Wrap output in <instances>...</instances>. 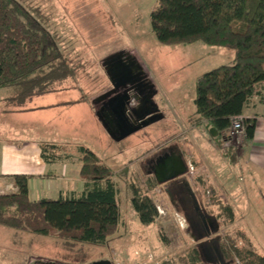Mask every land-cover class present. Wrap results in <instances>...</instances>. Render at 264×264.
Returning <instances> with one entry per match:
<instances>
[{"label":"rangeland","instance_id":"obj_1","mask_svg":"<svg viewBox=\"0 0 264 264\" xmlns=\"http://www.w3.org/2000/svg\"><path fill=\"white\" fill-rule=\"evenodd\" d=\"M28 1L41 6L52 25L69 38L72 46L69 53L81 64V70L75 81L68 80L67 83H74L83 92L76 88L57 95L37 96L26 102L28 113L0 111L1 139L16 145L34 140L41 146H59L62 151L59 155L80 156L81 147L94 152L117 175L114 182L119 190L120 225L102 246L66 245L55 233L44 237L0 226V264H77L75 259L78 258L84 262L78 261V264L100 261L183 264L190 248L209 240L231 236L242 247L238 237L240 232L247 237L249 232L254 247L264 255V196L249 188V195L246 191L238 196H228V199H220L216 192L220 188L218 180L230 179L236 187H246L248 176L241 169L244 159H240L234 149H229L228 144L235 146L242 155L247 137L232 142L231 138L229 141H212L209 138L212 129L208 131L204 123L195 127L200 120L195 115L198 81L205 74L230 65L235 52L202 42L169 45L158 41L150 21L158 0ZM123 51L132 54L156 85V99L166 118L116 142L97 116L99 109L94 101L111 87L103 62ZM85 96L90 97L92 106L82 102ZM14 110L19 111L17 107ZM138 141L143 143L142 149L134 147ZM152 143H156L155 148L142 154L144 151L141 150L152 147ZM173 147L182 152L186 164L195 167L194 175H185L182 179L190 193L193 190L196 199L190 203L187 190L189 194L181 195L188 197L181 208L178 199L174 197L171 201L169 198V195H175L173 189L166 193L167 185H160L150 196L163 214H159L154 225L144 226L133 210V192L129 184L144 189L146 180L153 176L155 160ZM154 149L157 152L150 154ZM81 165V161L77 163V166ZM175 181L169 184L175 185ZM218 204L233 208V223L221 214ZM195 209L208 214L214 223L209 232L198 234L191 227V223L199 225L200 221ZM211 256L206 258V263L216 264L217 258Z\"/></svg>","mask_w":264,"mask_h":264},{"label":"trees","instance_id":"obj_2","mask_svg":"<svg viewBox=\"0 0 264 264\" xmlns=\"http://www.w3.org/2000/svg\"><path fill=\"white\" fill-rule=\"evenodd\" d=\"M153 32L163 44L202 42L210 47L230 49L235 58L230 65L205 74L197 83L195 127L204 123L215 129L212 141L229 139L232 118L244 110L264 90V0H158L150 16ZM69 52V38L52 25L41 6L28 0H0V99L6 108L26 111L27 101L59 92L68 80H76L81 64ZM81 89V88H79ZM83 92V90L81 89ZM84 98H87L85 96ZM247 139L256 125L245 120ZM46 159L57 149L41 146ZM81 178L85 191L80 197L31 201L28 176L14 175L15 193L0 195V226L37 236H55L66 245L108 243L120 225L117 175L91 150L81 147ZM48 155V156H47ZM120 175V174H118ZM132 188V206L139 222L154 225L159 217L150 193L160 185L154 176L144 189ZM221 214L233 223L235 212L229 205L218 204ZM209 240L190 248L183 264H264V256L244 232L238 236ZM164 243L167 240L161 236ZM81 258L75 259L78 264Z\"/></svg>","mask_w":264,"mask_h":264},{"label":"crops","instance_id":"obj_3","mask_svg":"<svg viewBox=\"0 0 264 264\" xmlns=\"http://www.w3.org/2000/svg\"><path fill=\"white\" fill-rule=\"evenodd\" d=\"M150 81L152 82L156 91L154 101L156 102V104H158L161 112L166 118L165 111L161 108L156 99L157 87L152 80ZM76 88L80 87L75 86L74 83H66L63 87L59 88L61 90L59 92H56V95L58 93H64L66 91H72V89ZM91 101L92 100L89 97V99L84 98L82 102L91 105ZM94 105H96V108L98 109L97 104ZM0 111H3L5 114H21L23 112H27V110L11 111L6 108L5 103L1 101V99ZM242 116H244L247 120L255 121L256 129L254 136L252 139H247L243 148L242 155H240V151H237L235 146L231 144H228V146L229 149L231 148L235 150L237 156L241 157L240 159H244L241 162V169L245 171V174H247L248 181L246 182V187L241 186V188L236 187L233 183H231L230 179L223 182L218 180V185L220 188H218L216 192L219 195L220 199H228V196L232 195L238 196L246 191L249 195V189H252L256 194H261L264 196V91L261 96L255 97L251 100L250 104L244 110ZM1 130L2 128L0 127V131ZM1 135L2 134H0V195L12 194L17 191L14 182L11 180V176L14 175H24L30 178L29 196L31 201L34 202L44 199L58 200L61 198L66 199L72 197H80L84 193L85 181L81 178L80 175L81 168L83 166L82 154L80 153V151V156L59 155V153H61L62 151H60L61 148L57 146V149L53 151L54 154H50L49 156L47 155L48 159H46L43 155V150L40 142L27 140L22 144L16 145L12 142L8 143L10 141L1 139ZM225 140L229 141V139ZM136 146L138 147V149H142V147H144L141 141L136 142L134 147ZM155 146L156 143H152V147L141 150L144 151L142 152V154H147V152H149V149L155 148ZM155 150L157 149H154L150 154H152L153 152H157ZM80 161L82 163L81 167L77 166V163H79ZM178 189L179 188H177L176 190ZM33 193L35 195L34 198H32ZM194 194L195 193L192 190L190 193V197L193 201L196 199ZM262 216H264V211ZM248 234V238L250 239L251 243L255 245L252 236L249 232Z\"/></svg>","mask_w":264,"mask_h":264},{"label":"water","instance_id":"obj_4","mask_svg":"<svg viewBox=\"0 0 264 264\" xmlns=\"http://www.w3.org/2000/svg\"><path fill=\"white\" fill-rule=\"evenodd\" d=\"M130 59H133L134 62L128 64V66L125 61ZM135 65L136 67L134 68ZM103 68L111 87L109 91L98 97L94 101V104L98 105L104 102V106L108 110L114 124V130L108 128L99 111L97 112V116L113 140L122 142L165 118L153 97L152 103L154 108H148V111L142 112L147 103L144 100L143 90L140 91L138 87L137 78L145 72L131 53L123 51L110 56L103 62ZM135 72H138V74ZM145 75V77L141 76L144 80L149 78L146 73ZM212 136L214 138L218 136V132L215 129H212ZM187 171V164L183 156L180 155L173 160L157 159L154 176L159 185H164L184 177ZM91 264L112 263L100 261Z\"/></svg>","mask_w":264,"mask_h":264},{"label":"flooded vegetation","instance_id":"obj_5","mask_svg":"<svg viewBox=\"0 0 264 264\" xmlns=\"http://www.w3.org/2000/svg\"><path fill=\"white\" fill-rule=\"evenodd\" d=\"M125 62L128 65L130 63H133L134 60L130 59V60L125 61ZM135 67H136V65L134 66V68ZM135 73L138 74V72H135ZM141 76L145 77L146 75H145V73H143L142 75L138 76V78H137V80H138L137 83L139 85L138 87H139L140 91L143 90V94L145 96L144 100L147 103V105H145V107L142 109V112H146V111H148V108L149 109H153L154 108L152 101H153V99L155 97L156 91H155V88H154L152 82L150 81V79L147 78V79L144 80V79H142ZM152 97H153V99H152ZM97 107L99 109L98 111L100 112V115H101L102 119L105 121V123L107 124L108 128L111 129V130H114V126H113L114 124L112 122V119L109 116L108 110L104 106V102L98 104ZM180 155H182V153L177 148L173 147V148H170L167 151H165L161 156L158 157V159H160V160H164V159L173 160L175 157H178ZM183 158H184V156H183ZM184 161H185V158H184ZM156 164H157V159L155 160V165H154V167L152 169L153 172L156 169ZM180 179L183 182H181ZM179 182H181L180 185H179V186H181V188H179V186H178ZM168 184L169 183L165 184V185H167V188L165 189L166 193H170L169 191H172V189H173V192L175 194L174 196L173 195H171V196L169 195V198L171 199V201H172V198H174V197L176 199H178V201H177L178 205L181 208H183L185 206V199L186 198L188 199V197L185 196L183 198V196H181V195H183L185 193L189 194L188 193L189 190L185 186L184 179H182V178L177 179L174 182L175 185H172V184L168 185ZM177 186L179 188L178 190H176ZM189 200H191L190 203H192V204L194 203V201L190 197V194H189ZM195 210H196V213H198V217H199L200 221L199 222L197 221L198 222L197 224H199V225H196V223H194V222L191 223V227L194 229V231L196 233H198V234H202V231L203 232H209L210 228L213 229L214 228V223L209 219L208 214H206L205 212L204 213H200L198 209H195Z\"/></svg>","mask_w":264,"mask_h":264},{"label":"built area","instance_id":"obj_6","mask_svg":"<svg viewBox=\"0 0 264 264\" xmlns=\"http://www.w3.org/2000/svg\"><path fill=\"white\" fill-rule=\"evenodd\" d=\"M245 117L240 115V116H236L234 118H232V125H231V142L232 140H244L247 137L246 134V127H245ZM229 138V139H230ZM187 174L186 176H190V175H194L195 173V167L193 164L191 163H187ZM158 209V213L159 214H163L162 210H160V208ZM236 264H241V262L239 260H235Z\"/></svg>","mask_w":264,"mask_h":264}]
</instances>
